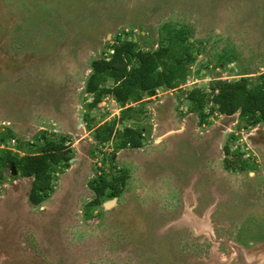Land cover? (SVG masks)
<instances>
[{"label": "rangeland", "instance_id": "obj_1", "mask_svg": "<svg viewBox=\"0 0 264 264\" xmlns=\"http://www.w3.org/2000/svg\"><path fill=\"white\" fill-rule=\"evenodd\" d=\"M166 21L186 26L199 49L186 82L144 96L143 115L130 112L121 123L111 98L88 109L91 60L109 56L117 34L156 48ZM261 73L264 0H0V134L9 127L16 143L41 130L67 134L74 153L41 205L27 199L32 178L5 171L0 183V221L20 214L28 264H264V121L244 129L235 113L199 126L184 97L213 78L255 80ZM113 120L119 129L140 124L143 147L97 144L94 129ZM9 141L0 140L2 150L18 151ZM225 157L250 168L226 170ZM118 167L127 168L125 190L86 218L89 182L103 170L120 175ZM156 174L164 184L176 178L180 200L170 202L162 190L170 184L159 181L157 195L146 191ZM168 196L176 199V191Z\"/></svg>", "mask_w": 264, "mask_h": 264}, {"label": "trees", "instance_id": "obj_2", "mask_svg": "<svg viewBox=\"0 0 264 264\" xmlns=\"http://www.w3.org/2000/svg\"><path fill=\"white\" fill-rule=\"evenodd\" d=\"M185 27L177 22L162 23L160 44L146 50L137 47L133 39L117 34L110 46V55L94 58L90 62L84 91L91 95V100L86 107L93 109L105 97L111 98L121 109L117 120L121 123L132 118L130 112L143 115L141 103L144 96H152L157 89H175L185 83L189 75L188 67L199 53V49H194V42L189 40ZM184 97L190 112L197 114L199 126L209 124L217 115L235 113H238V123L244 129L264 121V73L255 80L246 76L232 80L213 78L205 89L194 86L185 90ZM115 124L116 120L99 125L94 129L92 139L99 145L110 143L113 151L143 147L145 133L140 124L125 125L120 129L115 128ZM8 137H15L9 127L0 140ZM69 140L67 134L47 130L36 133L32 140H25L23 136L17 138L18 151H0V183L6 177L5 171L11 175L13 169L21 177L32 178L28 200L32 205H41L54 191L58 174L65 172L74 158ZM108 158L111 160L112 155L101 157L103 166ZM249 166L247 161L242 160L234 166L229 158H224L226 170L242 171ZM113 168L116 169L111 166V170ZM120 170L123 173L116 176L106 175L110 169L103 170L89 182L93 198L84 206L86 218L91 217L89 211L102 205L106 199L122 194L128 173L126 169Z\"/></svg>", "mask_w": 264, "mask_h": 264}, {"label": "flooded vegetation", "instance_id": "obj_3", "mask_svg": "<svg viewBox=\"0 0 264 264\" xmlns=\"http://www.w3.org/2000/svg\"><path fill=\"white\" fill-rule=\"evenodd\" d=\"M11 196H12L11 203L16 202L17 198H13V195H11ZM3 207H5V206H3ZM5 214L10 215V212H7ZM7 215H4V216H7ZM21 231H22V228H21L20 214L18 215L17 220H14V221L2 220V221H0V264H2L3 261H5L4 259H7L8 261H10V263L13 260V262L11 264H28V262H27L28 261V259H27L28 253H22V249H20L21 244H22L20 242L21 238H22ZM3 233H5L4 237H3ZM12 236L16 237V238H14L13 241H12ZM248 243H253V241L250 240ZM3 245L5 247L8 246L9 248H11L10 254L8 252H2L1 253V251L3 250L2 249ZM12 247H15L17 249H12ZM30 255L33 256L32 253Z\"/></svg>", "mask_w": 264, "mask_h": 264}, {"label": "crops", "instance_id": "obj_4", "mask_svg": "<svg viewBox=\"0 0 264 264\" xmlns=\"http://www.w3.org/2000/svg\"><path fill=\"white\" fill-rule=\"evenodd\" d=\"M12 139V138H11ZM25 139V138H24ZM1 144V143H0ZM15 147H16V142H14V144H13ZM12 146V145H11ZM142 147H140V148H123V149H120V150H118V151H128L129 149H132V150H139V149H141ZM12 149H14V148H12ZM2 150V148H0V151ZM142 165L143 166H146L144 163H142ZM119 168V167H118ZM127 169V168H126ZM13 172V171H12ZM63 176V175H65V172H63V173H61V174H58V177H57V180L55 181V185H54V189H55V187H56V185H57V183H60V176ZM154 176V175H153ZM161 176H165V174H161ZM94 177V176H93ZM158 174H156L155 175V178L153 179V181H149V182H154L153 184H151V185H147L148 186V188H147V190L146 191H149V192H151L152 191V194H154V195H157V193H158V190H160L159 188H160V185L158 184V186L157 187H159L158 189H156V186H154L155 184H156V182L157 181H159V179H158ZM168 177V176H167ZM166 177V178H167ZM25 178H27V177H25ZM59 181V182H58ZM166 181H167V184H170V185H168V186H166L165 188H163L162 190H163V192L167 195V197L166 198H169V201L170 202H173V201H176V200H180V197H181V188H182V185L181 184H179L178 182H177V180H176V178H174L173 176H170V177H168L167 179H166ZM31 182H32V179H31ZM31 182H30V184H29V188H28V191H29V189H30V186H31ZM128 183V182H127ZM159 183L161 184V185H167V184H164V183H162V182H160L159 181ZM175 183V184H174ZM130 182H129V184L127 185V187H129L130 186ZM125 187H126V185L124 186V190H125ZM153 187V188H152ZM90 189V188H89ZM149 189V190H148ZM170 189L171 190H173V192L174 191H176V199L175 198H170L168 195H169V191H170ZM129 190V189H128ZM127 190V191H128ZM54 192V191H53ZM53 192H52V194H53ZM90 192H91V195H93V192H92V190L90 189ZM123 193V192H122ZM28 194V193H27ZM121 196V195H120ZM120 196H118V197H116V200H115V203H116V201H117V199L120 197ZM27 199H28V197H27ZM177 202V201H176ZM175 202V203H176ZM104 203V202H103ZM114 203V204H115ZM103 206V205H102ZM104 207V206H103ZM173 207V206H172ZM176 206H174V208H175Z\"/></svg>", "mask_w": 264, "mask_h": 264}, {"label": "water", "instance_id": "obj_5", "mask_svg": "<svg viewBox=\"0 0 264 264\" xmlns=\"http://www.w3.org/2000/svg\"><path fill=\"white\" fill-rule=\"evenodd\" d=\"M12 171H13L12 174H15L16 171L14 169ZM115 200H116V197H113L112 199L105 201L103 203V206L105 208H110L115 203Z\"/></svg>", "mask_w": 264, "mask_h": 264}, {"label": "built area", "instance_id": "obj_6", "mask_svg": "<svg viewBox=\"0 0 264 264\" xmlns=\"http://www.w3.org/2000/svg\"><path fill=\"white\" fill-rule=\"evenodd\" d=\"M15 140L12 138L11 141H9L10 145L14 144ZM5 146L0 144V148H4ZM10 149V148H9Z\"/></svg>", "mask_w": 264, "mask_h": 264}]
</instances>
